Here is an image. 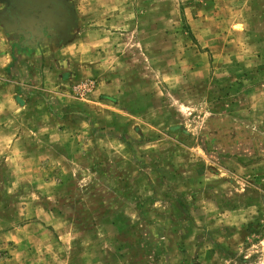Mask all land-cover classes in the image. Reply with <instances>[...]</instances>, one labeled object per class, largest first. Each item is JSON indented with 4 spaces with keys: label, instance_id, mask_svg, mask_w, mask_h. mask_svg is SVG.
<instances>
[{
    "label": "rangeland",
    "instance_id": "1",
    "mask_svg": "<svg viewBox=\"0 0 264 264\" xmlns=\"http://www.w3.org/2000/svg\"><path fill=\"white\" fill-rule=\"evenodd\" d=\"M65 1L0 18V264H264V0Z\"/></svg>",
    "mask_w": 264,
    "mask_h": 264
},
{
    "label": "flooded vegetation",
    "instance_id": "2",
    "mask_svg": "<svg viewBox=\"0 0 264 264\" xmlns=\"http://www.w3.org/2000/svg\"><path fill=\"white\" fill-rule=\"evenodd\" d=\"M0 2L4 5L1 10L2 12L0 14V18L5 20L6 23L8 22L12 24L14 22H21L26 18L29 19L38 17L40 16V12L46 14V18H51L50 15L52 14L53 16V14L56 12V3L61 5L62 12L60 16L63 17V21L64 23H67L68 27H70L69 23L73 20V11L65 0H56V2L49 0V2H47L44 6L36 7L34 12L31 13V16L23 13L24 9H27L23 3H20L19 7H17L14 3H11V0H0ZM55 15L57 16V14Z\"/></svg>",
    "mask_w": 264,
    "mask_h": 264
},
{
    "label": "water",
    "instance_id": "3",
    "mask_svg": "<svg viewBox=\"0 0 264 264\" xmlns=\"http://www.w3.org/2000/svg\"><path fill=\"white\" fill-rule=\"evenodd\" d=\"M53 1L56 2V0ZM47 2H49V0H11V3H14L17 7H19L20 3H23V5L27 8L24 9L23 13L28 14L29 16H31V13L34 12L36 7L44 6ZM55 6L57 9L53 16L59 18L62 12L61 5L56 3ZM55 14H57V16Z\"/></svg>",
    "mask_w": 264,
    "mask_h": 264
},
{
    "label": "crops",
    "instance_id": "4",
    "mask_svg": "<svg viewBox=\"0 0 264 264\" xmlns=\"http://www.w3.org/2000/svg\"><path fill=\"white\" fill-rule=\"evenodd\" d=\"M0 59H1V57H0ZM7 62H8V60H6L5 62H2V67L5 66ZM0 83L2 84L3 82L0 81ZM4 98H5V97H2V100H4ZM6 98H7V97H6Z\"/></svg>",
    "mask_w": 264,
    "mask_h": 264
}]
</instances>
